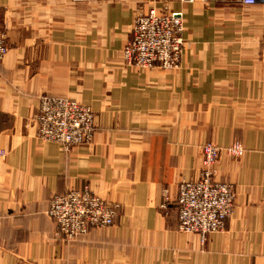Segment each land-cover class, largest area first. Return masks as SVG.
Instances as JSON below:
<instances>
[{
  "label": "crops",
  "instance_id": "crops-1",
  "mask_svg": "<svg viewBox=\"0 0 264 264\" xmlns=\"http://www.w3.org/2000/svg\"><path fill=\"white\" fill-rule=\"evenodd\" d=\"M150 7L183 13L176 68L122 58ZM0 30V264H264V3L0 0ZM41 95L89 106L91 141L40 140ZM233 140L245 152L223 149L216 176L234 187V211L201 244L179 228L177 187L198 179L204 142ZM83 185L118 214L66 241L49 200Z\"/></svg>",
  "mask_w": 264,
  "mask_h": 264
},
{
  "label": "built area",
  "instance_id": "built-area-1",
  "mask_svg": "<svg viewBox=\"0 0 264 264\" xmlns=\"http://www.w3.org/2000/svg\"><path fill=\"white\" fill-rule=\"evenodd\" d=\"M181 1L191 3L194 0ZM241 1L244 4L264 3V0ZM183 31L181 10L139 8L131 37L122 49V58L126 64L139 69L176 68L185 43ZM7 51L5 33L0 30V64ZM34 121L36 136L40 140L58 143L64 150L90 142L96 128L93 110L65 96L41 95ZM221 150L212 142L203 143L198 179H183L177 187L175 202L179 228L197 233L202 242L210 233L223 231L234 211L235 189L216 177ZM224 150L232 157H240L245 147L241 141L234 140ZM4 155V149H0V156ZM164 198L168 200L165 191ZM117 214L118 205L100 198L89 185L52 195L46 210V215L54 221L59 235L66 241L84 236L93 228L112 225Z\"/></svg>",
  "mask_w": 264,
  "mask_h": 264
},
{
  "label": "rangeland",
  "instance_id": "rangeland-1",
  "mask_svg": "<svg viewBox=\"0 0 264 264\" xmlns=\"http://www.w3.org/2000/svg\"><path fill=\"white\" fill-rule=\"evenodd\" d=\"M2 63V62H1ZM35 122V121H34ZM234 141V140H233ZM205 143V142H204ZM217 146H219V145H217ZM220 147V146H219ZM224 148H222V150H223ZM221 150V151H222ZM221 153V152H220ZM227 153V152H226ZM219 157H220V155H219ZM241 157V156H240ZM234 158H237V157H234ZM219 160V159H218ZM217 164H218V162H217ZM200 169H201V167H200ZM217 177V176H216ZM218 179V178H217ZM219 180V179H218ZM234 188V187H233ZM185 232V231H184ZM188 233H190V232H188ZM194 234H196L197 236H198V234L197 233H194ZM211 234V233H210ZM199 237V236H198ZM208 237V236H207ZM207 237H206V239H207ZM206 239L202 242L201 240H200V237H199V240H200V243L201 244H203L205 241H206Z\"/></svg>",
  "mask_w": 264,
  "mask_h": 264
}]
</instances>
